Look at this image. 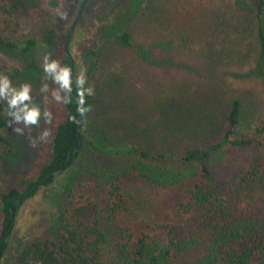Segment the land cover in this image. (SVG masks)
I'll return each instance as SVG.
<instances>
[{
    "label": "rangeland",
    "instance_id": "rangeland-1",
    "mask_svg": "<svg viewBox=\"0 0 264 264\" xmlns=\"http://www.w3.org/2000/svg\"><path fill=\"white\" fill-rule=\"evenodd\" d=\"M236 1L89 0L70 42L74 78L93 87V102L85 116L87 134L145 144L141 131L161 115L162 102L170 96L179 102L185 98V103L199 102L204 95L219 98L218 124L232 98L243 101L245 112L261 116L264 58L254 16ZM83 2L21 0L17 9H11L15 0L7 1L21 23L20 36L34 37L40 45L27 54L0 48V62L21 68L16 91L0 102V123L7 120L0 129V196L14 187L25 193L23 180L36 182L51 157L57 127L66 119L65 45ZM5 17L0 9V28ZM122 30L131 34L132 48L117 37ZM32 112L37 113L35 122L27 120ZM222 156L213 161L221 183L255 159L252 149L228 148ZM260 156L264 161V149ZM78 171L73 167L63 172L21 205L1 264H21L25 248L54 240L66 207L90 206L85 221L99 218L106 226L108 190L97 175L84 178ZM197 182L192 178L182 186L156 188L123 177L113 199L120 206L114 226L140 236L153 223L175 222ZM4 221L0 210V243Z\"/></svg>",
    "mask_w": 264,
    "mask_h": 264
},
{
    "label": "trees",
    "instance_id": "trees-1",
    "mask_svg": "<svg viewBox=\"0 0 264 264\" xmlns=\"http://www.w3.org/2000/svg\"><path fill=\"white\" fill-rule=\"evenodd\" d=\"M7 1L0 0V9L6 14L0 28V48L27 54L39 47V41L20 36L21 23L13 17ZM20 1L15 0L11 9H17ZM236 2L253 14L264 58V0H254V4ZM117 37L123 46H134L128 31L117 32ZM73 66L70 52L65 66L69 88L66 119L57 127L51 157L36 182L23 183L28 192L54 170L65 167L71 156L65 171L76 167L84 178L95 174L108 190L107 224L102 227L99 218L93 223L85 221L90 206L66 207L55 239L37 241L25 248L21 264H264V161L260 156L264 149V112L261 116L245 112L243 101L232 98L218 124L219 98L204 95L199 102L185 103V98L179 102L170 96L162 102L161 115L141 131L145 144L114 142L101 132L104 140H99L85 129L93 87L74 78L83 109L81 124L79 102L70 84ZM96 67L97 62L89 76ZM20 76L18 65L0 62V102L16 91ZM6 123V119L1 120L0 129ZM131 128L136 133L135 124ZM228 148L252 149L255 159L221 183L214 174L213 161L222 158ZM62 173L52 175L42 186H50ZM126 176L156 188L182 186L192 178H198V182L189 190L175 222L153 223L135 236L114 226L120 206L113 199L119 194V181ZM25 193L14 187L0 196V210L5 215L2 239L13 226L11 206L17 215L26 199H16ZM7 246L8 240L3 253Z\"/></svg>",
    "mask_w": 264,
    "mask_h": 264
},
{
    "label": "water",
    "instance_id": "water-1",
    "mask_svg": "<svg viewBox=\"0 0 264 264\" xmlns=\"http://www.w3.org/2000/svg\"><path fill=\"white\" fill-rule=\"evenodd\" d=\"M88 2H89V0H84V2L82 3L81 8H80V10H79V14H78V16H77V18H76V20H75V22H74V24H73V26H72V28H71L70 36H69V38H68V40H67V42H66V45H65V47H66V54H67L68 56H70V49H69V46H70V42H71V40H72V37H73L74 31H75V28H76V25H77V23H78L80 17L82 16V14H83V12H84V9H85V7H86V5H87ZM74 74H75V66H73V71H72V73H71L70 84L73 86L74 94H75V96H76V99H77L78 102H79V108H80V114H81V124H82V122H83V113H82V110H83V109H82V103H81V100H80V97H79V94H78V90H77V87H76V85H75ZM80 127H81V126H80ZM81 146H82V144H81L79 147H81ZM70 164H71V156H70V158H69V162L67 163V165H66L65 167L54 170L52 173H50V174L45 178V180L43 181V183H45L46 181H48V179H49L52 175H55V174H58V173L64 172V171L70 166ZM41 185H42L41 182H37V183L35 184V186H34L32 189H30L28 192H26L22 197L17 198L16 201H17V202H21L22 200H25V199L29 198L30 195H31V193H32L33 191H35L36 189H38ZM11 210H12V215H13V218H14V220H13V226H12L11 229L6 233V235L4 236V238H3L2 241H1V244H0V264H1V261H2V257H3L4 244H5V242L9 239V237H10V235H11V232H12L14 226H15V222H16V216H15V208H14V205L11 206Z\"/></svg>",
    "mask_w": 264,
    "mask_h": 264
},
{
    "label": "clouds",
    "instance_id": "clouds-1",
    "mask_svg": "<svg viewBox=\"0 0 264 264\" xmlns=\"http://www.w3.org/2000/svg\"><path fill=\"white\" fill-rule=\"evenodd\" d=\"M66 75L65 74V83L67 82L66 80ZM26 98V97H25ZM15 102V101H14ZM36 116H37V113L36 112H32L30 113L28 116H27V120L30 121V122H35V119H36Z\"/></svg>",
    "mask_w": 264,
    "mask_h": 264
},
{
    "label": "flooded vegetation",
    "instance_id": "flooded-vegetation-1",
    "mask_svg": "<svg viewBox=\"0 0 264 264\" xmlns=\"http://www.w3.org/2000/svg\"><path fill=\"white\" fill-rule=\"evenodd\" d=\"M41 183H42V182H41ZM42 184H43V183H42ZM40 187H42V185H41ZM40 187H39V188H40Z\"/></svg>",
    "mask_w": 264,
    "mask_h": 264
}]
</instances>
